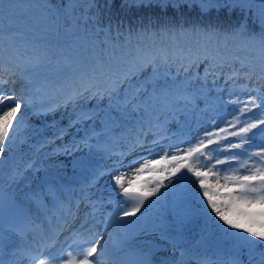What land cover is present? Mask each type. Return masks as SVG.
I'll use <instances>...</instances> for the list:
<instances>
[{
    "label": "snow or ice",
    "instance_id": "6c2138e0",
    "mask_svg": "<svg viewBox=\"0 0 264 264\" xmlns=\"http://www.w3.org/2000/svg\"><path fill=\"white\" fill-rule=\"evenodd\" d=\"M114 8L141 15L125 29L122 19L113 23ZM221 14L239 19L224 23ZM158 35L173 47L128 51L134 39ZM178 38L190 42L178 46ZM61 74L60 100L37 104ZM240 77L248 99L227 103L242 106L170 141L184 134L178 117L211 106L209 78L223 92ZM249 113L260 115L249 122ZM21 123L33 136L51 134L29 145L39 156L24 165L43 173L40 191L20 200L0 182V264H264V0H0V157ZM72 129L83 135L65 141ZM84 149L117 158L91 168L77 156ZM69 171L87 173L76 199L83 215L43 229L33 211L47 212ZM105 179L108 198L93 199ZM197 225L219 235L224 250L214 258L189 246ZM141 237L143 245L132 243Z\"/></svg>",
    "mask_w": 264,
    "mask_h": 264
},
{
    "label": "bare ground",
    "instance_id": "6f19581e",
    "mask_svg": "<svg viewBox=\"0 0 264 264\" xmlns=\"http://www.w3.org/2000/svg\"><path fill=\"white\" fill-rule=\"evenodd\" d=\"M55 88L57 89V87H55ZM35 100H36V98H35ZM210 109H211V106L209 107V112H211ZM228 111L231 112L232 109H229ZM29 115H30V109L26 113L25 120L28 119ZM61 117H62L61 112L58 115H56V118L58 120H60V122H63L64 124H66L67 123V117L64 116L63 119H61ZM49 119H51V117H49ZM199 124H202V121H200ZM15 127L17 130L13 133H10V136H13V142L10 139V136H9V138H7L9 140V142L12 144V149H11V151L5 150L2 153V157H0V159L3 160V164H2V166H0V182H5L6 185L11 186L12 188L17 190L18 192H24V191H26L25 190L26 188L24 187L23 182L27 180L25 182V184L31 185V183H33L35 181L33 179H29L30 175L36 174V172H33V171H26L24 165L29 160L38 159V156H39V154L36 153V151H35V147L30 148L29 145L30 144L31 145H37L38 142L42 141L44 135H50L51 133L49 132V133L41 134L38 139H35V136L32 135V130L29 128H26L23 123L15 126ZM129 127H130V125H129ZM72 131L76 132L75 129L70 130V134H69V136L65 137V141H68L71 139V137L73 136ZM25 137L28 138L27 143L23 142ZM58 143H59V141H58ZM13 148H15L16 152L13 151ZM119 152H121V151L120 150L117 151V153H119ZM60 159L66 160L65 157H60ZM125 159H127V157ZM124 162L127 163V161H124ZM111 163L112 162H109L106 165L111 166ZM17 170L23 172V175L19 179H17L15 182L11 178H12L13 173ZM36 184L39 185V182H36ZM196 230H198V231L201 230L199 225L193 226L188 231V233H190L191 231H196ZM188 233H186V235L188 237V241L190 242ZM200 246H204V244L202 243L201 245H199L198 249H200Z\"/></svg>",
    "mask_w": 264,
    "mask_h": 264
},
{
    "label": "trees",
    "instance_id": "16d2710c",
    "mask_svg": "<svg viewBox=\"0 0 264 264\" xmlns=\"http://www.w3.org/2000/svg\"><path fill=\"white\" fill-rule=\"evenodd\" d=\"M140 15H141L140 13H132V12L125 14L124 12H121L118 8H114L113 9V23L122 19L125 27L128 26L129 22H131L132 25H136ZM220 19L224 23H228V22L234 23L237 19H239V16L237 14V16L225 17L223 14H221Z\"/></svg>",
    "mask_w": 264,
    "mask_h": 264
},
{
    "label": "rangeland",
    "instance_id": "374dc122",
    "mask_svg": "<svg viewBox=\"0 0 264 264\" xmlns=\"http://www.w3.org/2000/svg\"><path fill=\"white\" fill-rule=\"evenodd\" d=\"M131 46V45H130ZM202 70V69H201ZM63 77V78H62ZM182 78V77H181ZM64 79H65V77H64V75L63 74H61V75H54L53 77H52V83L54 82V83H57L58 85H60V88H62L63 87V85H64ZM61 81V82H60ZM203 82L202 81H197L196 82V84H198V85H201ZM209 83H207V85H208ZM227 91H231V89H230V87L228 88V89H225L224 90V92H227ZM231 93H232V95H233V99H235L236 97H237V94L236 93H233L232 91H231ZM240 94L242 95V93L240 92ZM248 94V93H247ZM40 137V135H36L35 136V139H38ZM10 139L12 140V142H13V136H10ZM13 151L14 152H16V150H15V148H13ZM67 159V158H66ZM216 235V234H215Z\"/></svg>",
    "mask_w": 264,
    "mask_h": 264
}]
</instances>
